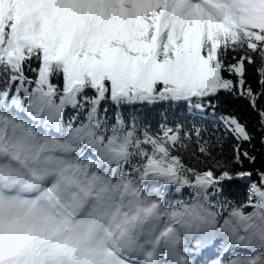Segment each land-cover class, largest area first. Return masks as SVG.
Masks as SVG:
<instances>
[{
    "label": "snow or ice",
    "instance_id": "obj_1",
    "mask_svg": "<svg viewBox=\"0 0 264 264\" xmlns=\"http://www.w3.org/2000/svg\"><path fill=\"white\" fill-rule=\"evenodd\" d=\"M261 158L264 0H0V264H264Z\"/></svg>",
    "mask_w": 264,
    "mask_h": 264
},
{
    "label": "trees",
    "instance_id": "obj_2",
    "mask_svg": "<svg viewBox=\"0 0 264 264\" xmlns=\"http://www.w3.org/2000/svg\"><path fill=\"white\" fill-rule=\"evenodd\" d=\"M162 115H163V113L160 110H156V109L150 110L148 112L149 118L152 119L153 121L160 119L162 117ZM176 115L178 116V115H183V114L182 113H177ZM170 118H175V117L174 116H170ZM261 163H264V158L258 159L256 167H259ZM236 193H237V197L240 198L241 193H242V189L241 188H237L236 189Z\"/></svg>",
    "mask_w": 264,
    "mask_h": 264
}]
</instances>
